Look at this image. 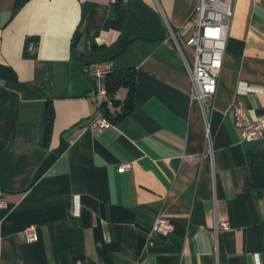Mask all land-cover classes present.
Instances as JSON below:
<instances>
[{
	"label": "crops",
	"instance_id": "crops-1",
	"mask_svg": "<svg viewBox=\"0 0 264 264\" xmlns=\"http://www.w3.org/2000/svg\"><path fill=\"white\" fill-rule=\"evenodd\" d=\"M197 1L0 0V264H264V138L242 139L233 110L264 115V0H234L205 106L171 36L193 30ZM102 60L135 83L131 112L98 129L84 68Z\"/></svg>",
	"mask_w": 264,
	"mask_h": 264
},
{
	"label": "built area",
	"instance_id": "built-area-1",
	"mask_svg": "<svg viewBox=\"0 0 264 264\" xmlns=\"http://www.w3.org/2000/svg\"><path fill=\"white\" fill-rule=\"evenodd\" d=\"M234 0H198L195 6L196 25L186 35L184 41L180 40L177 32L171 28L172 39L178 48L187 72L192 81L191 97L201 102L203 106L216 94L218 80L223 66L224 52L228 30L233 15ZM184 45L192 48V58L189 59L184 50ZM96 81L94 101L99 108V113L92 118L91 125L94 128L102 129L112 124V121L103 113L106 104L112 102L105 80L113 70L108 60L96 61L84 68ZM235 123L240 129L241 137L244 140L264 138V115L251 118L247 115L244 106L239 102L233 103ZM206 138L208 148L206 154L214 164V149L211 146L210 123L206 117ZM131 167L130 162L120 164L119 171ZM7 200L5 194L0 190V206H5ZM229 220L226 215L216 216L214 230L228 228ZM172 228V223L165 216H158L154 221L151 230L166 233ZM27 240L38 239V230L35 224H28L24 229ZM150 244L153 241H149Z\"/></svg>",
	"mask_w": 264,
	"mask_h": 264
},
{
	"label": "trees",
	"instance_id": "trees-1",
	"mask_svg": "<svg viewBox=\"0 0 264 264\" xmlns=\"http://www.w3.org/2000/svg\"><path fill=\"white\" fill-rule=\"evenodd\" d=\"M135 75L131 69L112 70L106 77L105 84L111 96L112 105H105L103 108L104 115L111 121L129 114L133 109V91ZM121 87H127V94L122 100L116 97V92ZM54 122V109L51 101H48L44 110L43 125L45 130V143L47 144L52 132Z\"/></svg>",
	"mask_w": 264,
	"mask_h": 264
},
{
	"label": "rangeland",
	"instance_id": "rangeland-1",
	"mask_svg": "<svg viewBox=\"0 0 264 264\" xmlns=\"http://www.w3.org/2000/svg\"><path fill=\"white\" fill-rule=\"evenodd\" d=\"M113 104V102H111L110 104H106V105H112Z\"/></svg>",
	"mask_w": 264,
	"mask_h": 264
}]
</instances>
